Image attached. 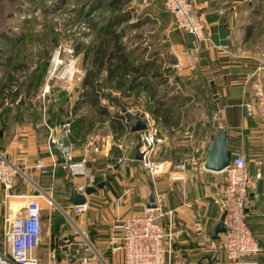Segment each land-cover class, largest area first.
<instances>
[{"label": "crops", "instance_id": "crops-1", "mask_svg": "<svg viewBox=\"0 0 264 264\" xmlns=\"http://www.w3.org/2000/svg\"><path fill=\"white\" fill-rule=\"evenodd\" d=\"M200 6L207 23L205 33L211 37L199 41L193 34L175 27L169 39L181 52L176 51L178 59L172 65L194 81L203 80L212 104L200 122L187 115L181 125L174 118L168 123L152 120L158 135L165 139L152 154L154 160L163 163V173L151 175L145 170L143 159L137 158L141 144L130 145L140 135L128 130V126L122 129L121 137L111 132L102 136L101 143V136L85 125V136H77L75 132L73 135L75 159L87 158L99 182L102 177L108 179L103 188L86 195L87 208L78 212L71 200V186L84 193L80 186L85 179L70 174L63 165L53 170L46 138H42L33 122L14 121L10 129H5L15 117L13 112L0 107V124H4L0 128L3 145L0 149L22 170L11 197L5 199L0 187V238L5 218L22 213L31 195L52 194L56 206L42 201V241L35 250L41 262L47 263L50 251L67 237L79 240L86 235L100 256L99 264H125L124 251L112 241V226L120 217L141 213L154 191L156 196H164L160 222L170 234L168 264H219V258L207 245L214 239L212 231L223 214L220 190L225 173L194 170L190 157L206 160L220 125L228 129L231 157L242 153L247 159L251 174L247 222L263 247L256 258L259 264H264V111L256 92L257 86L264 88V0H205ZM224 44L228 47H223ZM249 101L256 109L254 115L248 113L245 105ZM120 142L129 145L125 152L119 150ZM107 144L111 146L109 150ZM55 153L61 163V154L58 150ZM121 155L127 158L126 162L119 163ZM181 158L188 162L183 180H178L174 169ZM39 161L48 165L47 172L35 167ZM59 258L60 264L76 262L62 255ZM222 260V264H229L223 256Z\"/></svg>", "mask_w": 264, "mask_h": 264}, {"label": "rangeland", "instance_id": "rangeland-1", "mask_svg": "<svg viewBox=\"0 0 264 264\" xmlns=\"http://www.w3.org/2000/svg\"><path fill=\"white\" fill-rule=\"evenodd\" d=\"M60 1L40 0L36 4L27 0L0 2V107L13 112L12 117L16 119L5 126V129H10L14 121L21 124L25 121L33 122L42 138H46L45 145L48 144L51 132L48 124L58 125L70 120L73 128L77 117V113L72 110L73 104L80 94L86 68L91 64L84 60L83 48L104 37L91 22L102 20L104 15L111 13L107 7L90 12L94 0H66L63 4ZM191 1L205 21L200 6L205 0ZM127 6L134 7L132 21L140 18L143 22L138 27L129 29L124 40L136 47L137 53L145 52L141 58L157 53L161 68L169 76L167 82L157 84V89L159 93L165 94L164 98L175 122L181 125V120L187 116L200 122L203 114L210 111L211 94L207 86L203 87V80L194 81L193 77L177 72L172 65L178 59L176 51L181 52V49L171 44L169 39L176 24L166 8L165 0H131ZM206 27L205 21V29ZM193 36L196 37L194 34ZM7 39L12 42L7 43ZM77 49L83 50L77 53ZM57 58L59 63H56ZM147 78L151 83L156 80L152 76ZM103 83L106 96L103 97L102 104L108 107L110 113L101 114L87 105L80 111L92 119L89 127H92L93 134L101 136V143L102 136L111 132L121 137L119 120H114L113 116L123 113L127 121L121 109L122 103L133 112L147 111L151 120L155 119L156 116L149 109L152 102L146 101V92L137 89L128 94L123 88ZM46 86L48 91L43 95ZM23 95L25 103L21 108L18 105ZM1 126L4 124H0V128ZM128 130H131L130 125ZM144 130L135 132L141 137L136 138L133 146L139 145L146 134ZM73 135L74 128L70 136L72 140ZM110 147V144L106 145L107 150ZM0 148L3 149L2 144ZM142 161L148 171L146 159L143 158ZM102 178L104 180L105 177Z\"/></svg>", "mask_w": 264, "mask_h": 264}, {"label": "built area", "instance_id": "built-area-1", "mask_svg": "<svg viewBox=\"0 0 264 264\" xmlns=\"http://www.w3.org/2000/svg\"><path fill=\"white\" fill-rule=\"evenodd\" d=\"M165 4L174 18L176 28L194 34L199 41L210 38L204 33L205 21L200 11L191 0H165ZM222 46L228 47V44ZM59 62L57 58L56 63ZM47 86L49 87V84ZM47 86L43 95L48 91ZM256 92L261 111H264V88L259 85ZM245 105L248 113L254 115L256 109L253 102H246ZM140 114L147 119L148 126L144 130L146 134L141 138L139 148L147 161L149 173L161 174L165 171L163 163L154 160L152 154L156 145L163 143L165 139L158 135V128L152 122L149 112L144 111ZM48 126L51 132L47 149L52 158V169L55 170L59 165H63L70 174L82 176L85 183L80 186L81 191H85L89 186H96L99 182L98 177L90 170L88 159H75L76 142L70 137L72 122L65 120L58 125L48 124ZM133 144L135 145V143L130 145ZM117 146L122 152L129 147L125 142H120ZM55 150L63 155L64 163H59V156ZM118 161L124 163L127 158L121 155ZM187 162L186 158H181L175 164L176 179L183 180L182 173L187 169ZM204 163L205 161L194 155L190 157V164L194 170L206 169ZM35 167L42 172L49 170L48 165L43 161L37 162ZM223 172L225 183L220 193L226 231L218 239L209 240L207 248L219 258V264H222V256L229 264H259L256 257L263 251V247L247 222L251 174L246 156L239 153L231 157L230 164ZM21 173V168L11 162L0 149V187L5 192V199L13 195L12 190ZM257 176L260 177L261 173ZM106 180L105 177L102 181ZM43 200L50 206L57 205L52 194L38 193L29 197L22 213L5 218L4 231L0 238V264H60V255L66 260L75 259L76 262L72 264H99L100 256L95 252L93 243L86 235L79 240L67 237L64 243L50 251L47 263L41 262L35 250L42 238ZM163 201L164 196L157 195V207L145 205L141 213L120 217L114 222L112 241L124 251L125 264H168L170 234L166 233L160 222ZM74 207L78 212H82L87 208V203ZM254 212L259 213L257 209Z\"/></svg>", "mask_w": 264, "mask_h": 264}, {"label": "trees", "instance_id": "trees-1", "mask_svg": "<svg viewBox=\"0 0 264 264\" xmlns=\"http://www.w3.org/2000/svg\"><path fill=\"white\" fill-rule=\"evenodd\" d=\"M27 1L36 4L40 0ZM65 1L61 0L60 4ZM130 1L94 0L90 7V12L107 7L111 13L104 15L102 20L91 22L92 26L101 31L104 37L99 42L87 45L83 48L84 50L82 49L84 60L90 61L91 64L87 66L82 77L81 91L72 109L77 113L73 122L74 132L77 136H85V125L88 127L89 124L92 125V119L86 114L80 113L85 105L98 110L101 114L110 113L108 107L102 104V99L106 96L103 82L111 83L114 88H123L124 92L128 94H132L137 89L146 92V101L152 102L149 109L156 116L154 117L156 120L168 123L173 118L164 98L165 94L159 93L157 89V84L161 85L169 78L161 68V62L157 60V53L141 58L145 52L137 53V48L132 47L129 42L124 40L129 29L136 28L143 22L140 21V18L132 21L134 7L127 6ZM7 40L9 44L12 42L10 39ZM82 50L77 49V53ZM147 76H152L156 80L151 83ZM18 106L22 108L24 103H19ZM122 107L127 108L124 103L121 104V109ZM113 119L119 120L118 125L121 130L129 125L123 113L113 116Z\"/></svg>", "mask_w": 264, "mask_h": 264}, {"label": "water", "instance_id": "water-1", "mask_svg": "<svg viewBox=\"0 0 264 264\" xmlns=\"http://www.w3.org/2000/svg\"><path fill=\"white\" fill-rule=\"evenodd\" d=\"M19 103H25V96L19 100ZM122 111L126 115V119L132 132H138V130L146 129L148 126V121L146 118L142 117L139 112H133L128 110L126 107H122ZM137 158L143 159V153L140 148L137 149ZM231 161V152L228 148V129L224 126H218L217 133L215 138L210 145V148L206 155V160L204 166L208 170L212 171H223L230 164ZM60 162L64 163L63 155L60 156ZM108 179V177H106ZM105 185V181L99 182L96 186H89L84 191V193H80L78 189H76L73 185L71 186V200L74 206L81 205L87 203L86 195H91L99 188H103ZM147 206L149 207H157L156 203V194L155 192H151ZM225 213L221 215L220 221L216 225V227L212 231V237L214 239H218L220 237V233L226 231L225 223Z\"/></svg>", "mask_w": 264, "mask_h": 264}, {"label": "bare ground", "instance_id": "bare-ground-1", "mask_svg": "<svg viewBox=\"0 0 264 264\" xmlns=\"http://www.w3.org/2000/svg\"><path fill=\"white\" fill-rule=\"evenodd\" d=\"M72 72V71H71Z\"/></svg>", "mask_w": 264, "mask_h": 264}]
</instances>
